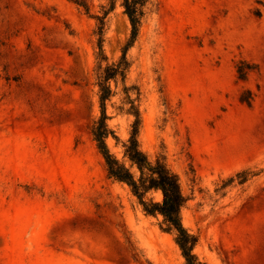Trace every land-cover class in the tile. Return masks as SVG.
Returning a JSON list of instances; mask_svg holds the SVG:
<instances>
[{
    "label": "rangeland",
    "instance_id": "rangeland-1",
    "mask_svg": "<svg viewBox=\"0 0 264 264\" xmlns=\"http://www.w3.org/2000/svg\"><path fill=\"white\" fill-rule=\"evenodd\" d=\"M114 1L109 62L129 34ZM105 2L0 0V264H183L90 133ZM127 58L106 106L109 151L122 160L135 100L139 148L177 174L198 258L264 264V0H150Z\"/></svg>",
    "mask_w": 264,
    "mask_h": 264
},
{
    "label": "trees",
    "instance_id": "trees-1",
    "mask_svg": "<svg viewBox=\"0 0 264 264\" xmlns=\"http://www.w3.org/2000/svg\"><path fill=\"white\" fill-rule=\"evenodd\" d=\"M150 0H121L120 6L129 23V34L118 57L109 62L103 49L104 34L108 15L114 9V0H106L100 6L98 14L92 16L95 26L92 31L94 60L96 63L95 87L97 90L98 116L92 122L90 133L98 153L101 155L108 178L126 185L136 199L143 213L159 217L160 231L170 234L178 247L183 264H205L195 254L197 237L190 233L182 224L181 211L186 203L180 187L179 178L165 163L161 156L150 160L140 150L138 144V129L140 125L139 112L134 102L130 100L127 113L133 116L128 139L121 143L122 160L117 159L108 149L106 139L111 137L118 141L113 130L109 127L110 117L106 106L114 95L111 84L117 86L118 80L123 82L129 70L128 50L136 41L141 22L146 13ZM84 7V4L78 3ZM239 77L244 78L238 68ZM159 193L160 200L155 201L150 195Z\"/></svg>",
    "mask_w": 264,
    "mask_h": 264
}]
</instances>
